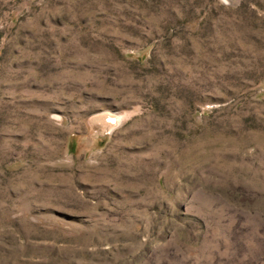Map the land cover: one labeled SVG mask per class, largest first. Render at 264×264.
<instances>
[{
	"label": "rangeland",
	"instance_id": "rangeland-1",
	"mask_svg": "<svg viewBox=\"0 0 264 264\" xmlns=\"http://www.w3.org/2000/svg\"><path fill=\"white\" fill-rule=\"evenodd\" d=\"M0 264H264V0H0Z\"/></svg>",
	"mask_w": 264,
	"mask_h": 264
}]
</instances>
